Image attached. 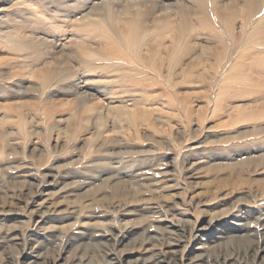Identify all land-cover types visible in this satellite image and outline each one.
<instances>
[{
  "label": "rangeland",
  "instance_id": "rangeland-1",
  "mask_svg": "<svg viewBox=\"0 0 264 264\" xmlns=\"http://www.w3.org/2000/svg\"><path fill=\"white\" fill-rule=\"evenodd\" d=\"M247 152L239 166L227 164L230 153ZM45 194L63 212L78 210L40 251L50 264H107L145 248L166 264H188L213 220L258 223L264 0H0V236L14 226L23 238H0V264L35 260L26 257L41 242L31 211ZM115 222L158 228L151 243L119 246L65 235ZM225 225L209 232L207 250L221 231H235ZM258 244L257 236L230 240L206 264Z\"/></svg>",
  "mask_w": 264,
  "mask_h": 264
},
{
  "label": "bare ground",
  "instance_id": "bare-ground-1",
  "mask_svg": "<svg viewBox=\"0 0 264 264\" xmlns=\"http://www.w3.org/2000/svg\"><path fill=\"white\" fill-rule=\"evenodd\" d=\"M90 18L92 19V17H90ZM88 19H89V17H88ZM102 20H101V22H102ZM103 24L104 23L102 22V25ZM24 25H22L20 27L22 28ZM105 27H107V26H105ZM92 28H94V27H92ZM131 29H134V28H131ZM18 30H19V32H21L20 29H18ZM98 30H97V32H98ZM107 30H108V32L111 31V33H112V30H110V29H107ZM135 30H136V28H135ZM140 30H141V28H140ZM103 32H104V36L107 37V35H106L107 33H105V30H103ZM100 34L103 35L102 32ZM108 34H110V32ZM118 34H120V33H118ZM130 34H132V32H130ZM132 35H129V36L131 37ZM129 36H128V38H130ZM125 38L126 37L124 36V39ZM20 44H23V43H19L17 45L19 46ZM32 45L33 44H31V47H32ZM24 46H26V44ZM19 48L25 49V48H22V47H19ZM31 50H29L30 51L29 53H32ZM27 53L25 51V55ZM47 73H49V71ZM61 73L62 72L59 71L55 76L60 75ZM53 75H54V71L51 72L50 76H53ZM71 75L72 74H71V70L70 69H66L64 71V73L62 74V76H71ZM77 82H79V81H77ZM107 139H109V138H107ZM199 150H200V148H196V151H199ZM245 154L249 155V157L248 158L240 157L241 155H245ZM245 154H240L239 155L237 153L236 155L231 156V155H233V153H230V155H227L228 157L226 158V160H228L229 157H231V159H229L227 161V164L228 165H232V166H239L241 163L245 162V160L251 158L249 152H247ZM235 156H237V158ZM191 166L193 168L196 165L192 164ZM141 175L144 177V179L142 178L143 181H145V182L148 181V177H147L146 173L143 174V172H142ZM148 205H149V203H147V204H145L143 206V212H145L146 210L149 209ZM203 206H205V205H203ZM59 209L60 208L57 206V204L51 203L50 202V197L47 194H45L44 198L41 200V202H38L36 207H35V209L31 211V213L34 214L35 217H36V226L34 227V231H35V234L38 237H40L41 242H39V244L37 243L38 245H36L34 247L35 249L32 251V253H29V254L26 255V257L30 256L31 258H35V260L34 261H29V262H22L21 264H50L49 260L46 257H44L43 256L44 254H42L40 251H42L45 248L46 249L49 248V246L53 245L54 243H56L57 240H59V238H58L59 235H61L63 233V231L65 230L59 224V223H61V220L74 218L75 215L78 213V210H76L75 208H70L69 207L68 211H66V212H63V211H61ZM8 216L9 217L7 219L13 220L14 219L13 216H15V214H10ZM238 216L239 215H233V214L230 215V214H228L227 218H234L233 220H235V218H237ZM256 220H257L258 223H254L253 224L252 222H246V224H239V225H235L236 222L230 223L226 219H215V220H213L209 224V228H210L209 231H207L208 228H206V227L205 228H201L198 231V233H207L208 232L206 234V237H207L206 240L205 239L202 240V241L200 240L201 237L203 236L201 234L195 235V240L198 239V240L201 241L200 242L201 247L198 248L200 250L199 253H201V254L196 255L195 257H193V259H190V262L188 264H206V263H209L210 262V256L215 255L217 253L216 250L221 248L222 245L225 244L226 242H230V240H231L233 242L235 241L236 243H239V241L241 239L249 240L250 236L259 237V244L254 247V249L252 251V254H250L249 251H248V252H246L245 256L240 257V258H238L236 260L234 259V256H227V257L224 256V257H222V259H223L222 260V264H264V214H262L259 217H257ZM47 223H55V225L52 224V225L47 226ZM226 223H228V225H232L234 227L235 231L232 234H228V235H227V232H225V230L221 231L222 232L220 234L221 236L218 237V238L217 237L214 238V239H216V241L213 242V243L216 244V245L211 247V250L210 249L207 250L209 248V246H207V245H208V243H209V241L211 239L209 237L211 235V234H209V232L212 231V233H213L214 231L215 232L219 231V229H221L222 227L224 228V226H226L225 225ZM214 224H216V225H214ZM89 226L90 225H87V224H79L75 228L67 227L68 229L66 228L67 230L65 232V235H68V237H71V236L75 237V235L78 234L79 235V239L76 236L75 239H73L74 241L75 240L76 241H78V240L84 241L85 238H87L88 240H92V239L109 240L111 238V239H113L115 241V245L119 246V245H122L126 241H129L130 243H136L137 240H141L142 241V240H144L143 238L145 236H148L146 238L145 242H150L151 243V240H154V237L148 235V233L150 232L151 228H153V227L158 228V226H154V225L153 226L150 225L148 227L146 225H142V227H141L138 224L116 223V222L115 223L102 224V226L94 224V225H91L90 228H89ZM252 227H254V229L255 228L256 229L253 230L252 232L246 230V229H250ZM180 229H181V227H180ZM142 233H144V234L142 235ZM135 236H137V237H135ZM138 236H141V238L138 239ZM0 238H1L2 241L4 240L3 242H5V243H14V241L15 242H19L20 241V243H21L22 239H23L21 233L18 230V228L14 227V226L10 227L6 231H4L3 236H0ZM218 239L221 240V241L217 242ZM119 254L120 255L113 254L110 258L106 259L107 260L106 261L107 264H166L167 263L165 258L160 257V255L158 256V255L152 254L150 248H145L144 251L141 254H138V255L135 254V256H133L134 253H132V252H130L128 250L124 251L122 253H119ZM204 259H205V261H204ZM170 261L171 260H169V262ZM9 264H18V263L12 262V263H9ZM52 264H93V263H90V262H87V261L84 262L81 259L72 260L69 257H66L64 259H56ZM95 264H97V263H95Z\"/></svg>",
  "mask_w": 264,
  "mask_h": 264
}]
</instances>
